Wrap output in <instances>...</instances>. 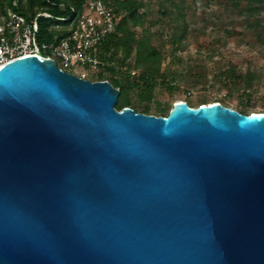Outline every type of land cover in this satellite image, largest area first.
Returning <instances> with one entry per match:
<instances>
[{
    "label": "water",
    "instance_id": "1",
    "mask_svg": "<svg viewBox=\"0 0 264 264\" xmlns=\"http://www.w3.org/2000/svg\"><path fill=\"white\" fill-rule=\"evenodd\" d=\"M119 94L0 66V264H264V113Z\"/></svg>",
    "mask_w": 264,
    "mask_h": 264
},
{
    "label": "trees",
    "instance_id": "2",
    "mask_svg": "<svg viewBox=\"0 0 264 264\" xmlns=\"http://www.w3.org/2000/svg\"><path fill=\"white\" fill-rule=\"evenodd\" d=\"M83 1L19 0L13 5V0H5V3L25 16H31L35 12H48L54 17L64 18L73 14L70 7L78 8ZM206 1L216 2L218 10L212 14L214 19L203 20V32L211 23L217 22L215 30L217 35L224 33L227 38L247 35L249 39L241 42L254 44L258 54L264 58V0ZM105 2L119 16V21L115 32L93 47L100 64L93 70L95 74L91 76L92 78L87 80H107L113 87L119 88L116 109L129 106L137 112L151 114L150 104L157 87L173 93L179 89L180 84L192 89L199 81H203L208 88L226 90L227 96L233 91L237 92L241 100L236 107L239 112L245 114L261 112L253 111L247 106L251 103L253 90L261 85L259 76L250 68L241 73L234 70L223 71L221 68L208 72L195 65L175 67L171 60L164 64L167 57L175 56L186 35L196 30L194 21L187 18L186 0H105ZM154 12L156 19L151 25L156 29L151 30L145 24L148 15ZM41 22L39 35L40 37L45 35L47 40L52 39L56 33L54 30L48 31V25L60 23L64 26L67 23L63 20L58 22L54 18H43ZM165 24L166 28L171 30L170 33L164 32ZM136 27L139 28L137 33L134 29ZM132 71L135 73L131 74ZM189 93L187 91V94ZM212 102L223 103V99ZM166 105L156 107L152 114L166 116L169 112Z\"/></svg>",
    "mask_w": 264,
    "mask_h": 264
},
{
    "label": "rangeland",
    "instance_id": "3",
    "mask_svg": "<svg viewBox=\"0 0 264 264\" xmlns=\"http://www.w3.org/2000/svg\"><path fill=\"white\" fill-rule=\"evenodd\" d=\"M187 5V18L192 19L193 24L196 26V30L188 33L186 38L183 39L179 45V49L176 51L174 57H167L164 61L166 64L169 60L174 62L175 67L182 66H199L208 72L215 71L217 68H221L223 71L234 70L235 72H244L247 68L255 72L260 79L261 85L253 90L250 105H247L253 111L264 112V58L261 57L256 51V46L252 43L241 42V40L249 39L247 35H238L236 37H225L224 33L220 36L215 31L217 28V22L211 23L209 27L203 29L205 18H213L214 13H217L218 6L216 2H207L206 0H186ZM155 12L148 15L147 23L145 24L151 30H155L156 27L151 25L154 21ZM158 26V25H157ZM165 31L169 32L170 29L166 28ZM146 27V28H147ZM136 33L139 28H134ZM244 37L243 39H241ZM47 41L46 36L40 37L38 35V43ZM168 49V44L166 46ZM168 56V55H166ZM57 63L59 64V60ZM84 69V66L80 64H74L65 71L72 74H79V71ZM95 71H87V79H91ZM99 75L96 77L98 78ZM182 84L179 85V89L173 93L160 90L158 87L154 91V99L151 102V114L154 113V109L162 104H167L168 110L177 101H185L191 107H196L199 104L206 102H212L214 100L223 99V105L232 109H236L237 105L241 103L237 92L233 91L230 96H227V91L216 88H208L203 81H199L198 85L192 89H185ZM190 93L187 94V91ZM244 102V101H243ZM155 115V114H154ZM159 116V115H157Z\"/></svg>",
    "mask_w": 264,
    "mask_h": 264
},
{
    "label": "built area",
    "instance_id": "4",
    "mask_svg": "<svg viewBox=\"0 0 264 264\" xmlns=\"http://www.w3.org/2000/svg\"><path fill=\"white\" fill-rule=\"evenodd\" d=\"M18 1L13 0V5ZM70 11L73 14L64 18L54 17L48 12L25 16L7 5L5 0H0V66L22 56L36 55L53 59L63 71L80 64L84 69L74 75L87 79V71L95 70L100 64L93 47L115 32L119 16L105 0H84L78 8L70 7ZM43 18L67 23L64 26L60 23L48 25V31L54 30L55 35L38 43Z\"/></svg>",
    "mask_w": 264,
    "mask_h": 264
}]
</instances>
